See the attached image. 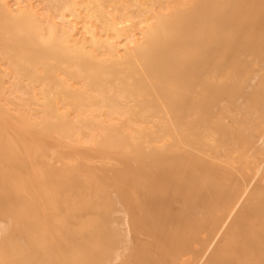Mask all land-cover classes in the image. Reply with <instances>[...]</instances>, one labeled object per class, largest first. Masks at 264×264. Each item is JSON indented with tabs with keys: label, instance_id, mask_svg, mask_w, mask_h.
Segmentation results:
<instances>
[{
	"label": "bare ground",
	"instance_id": "bare-ground-1",
	"mask_svg": "<svg viewBox=\"0 0 264 264\" xmlns=\"http://www.w3.org/2000/svg\"><path fill=\"white\" fill-rule=\"evenodd\" d=\"M0 264H264V0H0Z\"/></svg>",
	"mask_w": 264,
	"mask_h": 264
},
{
	"label": "rangeland",
	"instance_id": "rangeland-1",
	"mask_svg": "<svg viewBox=\"0 0 264 264\" xmlns=\"http://www.w3.org/2000/svg\"><path fill=\"white\" fill-rule=\"evenodd\" d=\"M14 94L15 95H13V96H15L16 99L20 100V101L26 97V94L22 90H19L17 88H16V91L14 92ZM58 163H60V162H58Z\"/></svg>",
	"mask_w": 264,
	"mask_h": 264
}]
</instances>
